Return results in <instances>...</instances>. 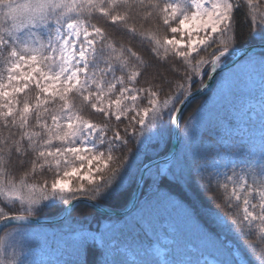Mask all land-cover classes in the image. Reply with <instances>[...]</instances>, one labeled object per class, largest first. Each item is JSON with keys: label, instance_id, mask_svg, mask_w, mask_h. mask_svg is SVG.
<instances>
[{"label": "snow or ice", "instance_id": "obj_1", "mask_svg": "<svg viewBox=\"0 0 264 264\" xmlns=\"http://www.w3.org/2000/svg\"><path fill=\"white\" fill-rule=\"evenodd\" d=\"M245 23L241 64L264 69V0H0V264H36L23 256V237L43 207L84 199L100 209L117 196L124 211L104 212L96 228L66 218L51 264H264V136L253 143L254 110H241L245 135L228 133L232 120L210 118L228 133L214 142L190 115L179 146L168 147L192 96L226 79ZM135 46L179 58L182 82L163 99L174 82L142 86L148 62ZM238 89L234 80L221 110ZM90 110L106 123L86 118ZM113 117L127 121L123 135ZM48 172L51 183L34 180ZM152 237L168 241L164 260L153 256ZM179 248L196 259L178 261Z\"/></svg>", "mask_w": 264, "mask_h": 264}, {"label": "trees", "instance_id": "obj_2", "mask_svg": "<svg viewBox=\"0 0 264 264\" xmlns=\"http://www.w3.org/2000/svg\"><path fill=\"white\" fill-rule=\"evenodd\" d=\"M115 31V29H114ZM161 31L164 32V29L161 28ZM237 32L240 34V39H239V44L242 46H246V39H247V25L242 24L241 27L237 29ZM167 34V33H166ZM117 36H121L119 32H117ZM126 39V38H125ZM134 50L140 54L144 60L148 62V67L144 69V76L141 78V85L146 86L144 84L145 79L151 80L153 83L160 84L161 79L166 77L170 80H172L174 83L171 87L165 85L164 86V92L161 93V98L163 99L167 94L173 92L175 90V82L181 81V76L183 75L184 69L182 68L181 64L178 62L179 58L178 57H167L166 62L165 60H161L160 58L154 57L146 48H142L139 46H135ZM211 49L209 50V52ZM201 56L205 57L206 59H211V57L208 55V53L202 52ZM233 56V55H232ZM232 56L229 58V60L232 58ZM228 60V61H229ZM170 67L178 68L180 69L179 75L174 74L173 71L170 70ZM207 71V69H205ZM228 71H224L226 73ZM261 75H264V71L261 73ZM207 77V75L204 77ZM225 80V79H224ZM236 81V80H235ZM182 82V81H181ZM233 82L234 80L231 81H226V83H223L218 87L217 82L215 81L213 85L215 86L214 88L209 89L206 93L197 96L193 99H191L187 105L185 106L182 114V118L180 121V126H179V137L183 135L185 131V122L187 120V117L192 115L193 116V121L192 124L195 125L197 120H200L203 122L202 127H201V132H202V138L205 141H212L214 142L216 139L215 133L220 132L222 134H228L230 133L231 135H237L235 133V128H237L238 124L242 122V115L238 114L239 109L243 108V103L246 100V97L250 96L253 94V91H250L251 89L248 88L247 86H239V89L236 92V95L234 97V103L233 106H230L226 110H221V105L224 103V94L229 90L230 88L233 87ZM237 82V81H236ZM198 86V83L193 84L191 86L192 90L195 89ZM218 87V88H217ZM203 106V111L199 114L197 117L195 115L196 110L198 108H201ZM217 114L225 120H232L233 121V127L228 129V133H223V130L219 129H214L212 123H210V118L216 117ZM86 118L92 120L93 122L97 124H104L106 123V119L102 114H92V110L89 112L85 113ZM257 119H259L257 117ZM257 119H254V123L256 124ZM112 130H119L121 135H123V128L125 127V124L127 121L125 120L124 123H119L117 126V121L115 120V117L111 119V121H107ZM263 125H261L262 127ZM129 132H131V129H129ZM108 136H112V131H109ZM170 137H171V132H170ZM155 140L151 141V143H154ZM171 141L168 145L170 147ZM179 146V145H178ZM136 147H138L137 144L134 142H130L128 144V148L133 149L135 151ZM116 155H119V153H116ZM116 164H113V167H116ZM47 179L49 183H51L52 179H54V176L52 173L48 172L45 173L44 175H37L35 176L34 180L37 182H43V180ZM71 183H73V187H77L79 184V181L77 178L73 177L71 180ZM87 187V185H86ZM88 198H91L90 194H87ZM105 206L110 207V208H122L123 207V201L122 199L117 196L112 199L109 203L105 204ZM63 209V204L60 202L49 204L46 207H43L41 209V212L39 213L40 218H51L54 216H57L60 214L61 210ZM103 215L101 211L97 210L96 208L91 207L89 204L84 203V202H76L74 205L71 207L69 213L67 216L64 217V219L52 223V224H35L33 225L34 231H31L27 233L23 239L26 241V243L29 245L24 251L30 250L34 247L35 243L37 244L36 246L40 247L42 243H46L48 240H51L53 242V236L51 234H56L59 235L64 228L66 227V218L71 217L69 223H72L73 225L80 226V225H91L92 228H96L98 226V222H101L103 220ZM44 225H50L54 231H43V230H38L36 228H39L37 226H44ZM210 227H214L216 232H224L225 230L218 224L214 222H210ZM8 227H11L9 225ZM7 231V227H2L0 229V237L4 235V232ZM43 233V234H41ZM41 235H44L45 240L41 239ZM146 244L148 243L147 241L145 242ZM158 243L159 245H162L166 248V251L163 253V258H166V252L169 248V243L168 241L164 238L161 237L159 240H157L155 237H152V244ZM152 251V249H151ZM152 254L154 257L160 260V258L152 251ZM212 259H214L213 255H209ZM176 259L178 261H186V260H195L196 257L186 251L183 248H179L177 251V257Z\"/></svg>", "mask_w": 264, "mask_h": 264}, {"label": "rangeland", "instance_id": "obj_3", "mask_svg": "<svg viewBox=\"0 0 264 264\" xmlns=\"http://www.w3.org/2000/svg\"><path fill=\"white\" fill-rule=\"evenodd\" d=\"M177 38H179V36ZM243 68L244 66L241 64V58H240L234 64L224 69L223 71H228V72L229 69H231L234 75L228 76L227 75L228 72H226L225 73L226 79L223 81V83H226V81L236 80L239 86H243V85L247 86L248 88L251 89L250 91H253V94L246 97V100L243 103L244 107L239 109L238 114H241V110L243 111L254 110V119L256 120L257 117L259 119H257L256 124L254 123L252 126L251 136L253 139V143L259 146L262 143L261 137L264 136V111H262V108H264V79H262V75H261L264 69H262L259 65L248 66L247 68L244 69ZM216 76L219 79L220 73L218 72ZM217 85L219 87L221 84H217ZM261 125L263 126L261 127ZM248 132H249V128L245 125L242 118V122L238 124L237 128H235V133L237 135H245ZM71 184L73 186V183ZM65 206L66 205L63 204V209ZM122 208H118V209H122ZM63 209L61 210L60 214L62 213ZM48 224H52V223H48ZM37 227L39 228L36 229L43 230L45 232L52 230L54 231V229H52L50 225L37 226ZM51 236H53L52 238L53 242H51V240H48L46 243H42L40 247L36 246L37 244L35 243L32 249L24 251L23 256L30 261H35L36 264H51V262L55 261L58 258L57 252L55 251L56 237L58 235L51 234ZM41 239L45 240L44 235H41ZM152 251L160 258V260H164L163 253L166 251V248L164 246L159 245L158 243H154L152 244ZM208 259L210 261L213 260L209 256Z\"/></svg>", "mask_w": 264, "mask_h": 264}, {"label": "water", "instance_id": "obj_4", "mask_svg": "<svg viewBox=\"0 0 264 264\" xmlns=\"http://www.w3.org/2000/svg\"><path fill=\"white\" fill-rule=\"evenodd\" d=\"M247 51H248V45L242 46V48L239 51H237L232 56V58L227 62V67H225L224 69L228 68L229 66H231L232 64H234L238 59L242 58L247 53ZM218 72L215 73V74H213V75H217ZM209 79L210 78L207 76L206 79H205V82H209ZM213 82L214 81H211L212 84H213ZM196 89H197V87L195 89H193L192 91L195 93L196 92ZM204 93H206V92H204ZM200 95H202V94L197 93L196 95L192 96L191 99H193V98H195L197 96H200ZM178 138H179V132H177L176 130H172L171 131V145H170V148L175 149L176 147H178ZM88 199L90 200L91 198H88ZM76 202H84V203H87L86 200H84V199H80V200L74 201L73 204L76 203ZM70 208L71 207H69V206L66 205L64 207L62 213L60 215L56 216V217H52V218H40V217H37V223L36 224H48V223L58 222V221L62 220L67 215V213L70 210ZM97 210L102 211V212H107L109 214H114V213H117V212L124 211V208H122V209H115V208H110V207H107V206L104 205L102 208L97 209ZM2 227L3 226H0V229Z\"/></svg>", "mask_w": 264, "mask_h": 264}, {"label": "bare ground", "instance_id": "obj_5", "mask_svg": "<svg viewBox=\"0 0 264 264\" xmlns=\"http://www.w3.org/2000/svg\"><path fill=\"white\" fill-rule=\"evenodd\" d=\"M244 107V106H243ZM245 111V110H244ZM241 115H242V113H241ZM171 141V140H170ZM171 145V144H170ZM170 148V147H169Z\"/></svg>", "mask_w": 264, "mask_h": 264}]
</instances>
